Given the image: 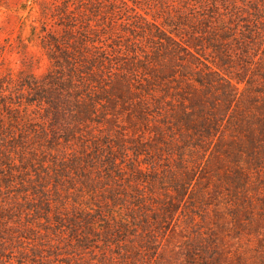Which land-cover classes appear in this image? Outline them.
I'll list each match as a JSON object with an SVG mask.
<instances>
[{"label": "trees", "instance_id": "16d2710c", "mask_svg": "<svg viewBox=\"0 0 264 264\" xmlns=\"http://www.w3.org/2000/svg\"><path fill=\"white\" fill-rule=\"evenodd\" d=\"M55 1L18 8L47 71L0 69V264H164L177 237L183 264H264V0L134 12L129 38ZM251 234L260 262L224 260Z\"/></svg>", "mask_w": 264, "mask_h": 264}, {"label": "rangeland", "instance_id": "374dc122", "mask_svg": "<svg viewBox=\"0 0 264 264\" xmlns=\"http://www.w3.org/2000/svg\"><path fill=\"white\" fill-rule=\"evenodd\" d=\"M30 0H0V69L4 72L7 68L13 72L24 70L25 72H33L41 75L47 71L49 60L45 51L38 45L26 43V47L20 46L19 38L29 32V28L20 31L19 15H26V11L18 10L19 6ZM53 0H37L35 9L41 10L48 7L49 2ZM75 1V0H72ZM162 1L169 4L167 8L162 9ZM239 1V0H237ZM60 2L55 1V3ZM181 0H91L86 5V14L91 15L89 10H100L104 12V20L108 22L115 21V32H119L122 38L131 37L133 31L132 25H129L131 19L128 14L138 12L146 15L149 19L157 16L160 20L162 16H166L169 12L170 4L179 5ZM50 5V4H49ZM167 6V5H166ZM164 10V11H163ZM36 13V12H35ZM33 15H36V14ZM129 20V22H128ZM123 22H128L123 25ZM120 39V38H119ZM127 42L123 40V42ZM260 236L257 234L240 235V237L230 238L231 244H224L220 253L224 260L237 262L236 256L239 255L243 262H260V249L257 241ZM180 237L174 239L169 246L160 248V261L164 264H183L186 262L184 251L179 244ZM228 241V238H227ZM226 242V240H225ZM201 262V261H200ZM225 262V261H224ZM59 263V262H58ZM61 263V262H60ZM3 264H7L3 262ZM53 264H56L54 262Z\"/></svg>", "mask_w": 264, "mask_h": 264}]
</instances>
